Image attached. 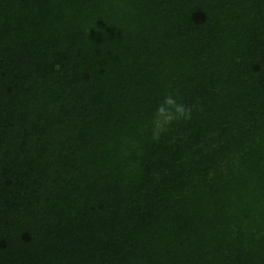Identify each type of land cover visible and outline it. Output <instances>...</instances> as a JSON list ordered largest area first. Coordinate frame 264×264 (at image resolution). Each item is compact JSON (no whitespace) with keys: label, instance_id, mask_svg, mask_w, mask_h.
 <instances>
[{"label":"trees","instance_id":"1","mask_svg":"<svg viewBox=\"0 0 264 264\" xmlns=\"http://www.w3.org/2000/svg\"><path fill=\"white\" fill-rule=\"evenodd\" d=\"M0 264H264V0H0Z\"/></svg>","mask_w":264,"mask_h":264},{"label":"clouds","instance_id":"2","mask_svg":"<svg viewBox=\"0 0 264 264\" xmlns=\"http://www.w3.org/2000/svg\"><path fill=\"white\" fill-rule=\"evenodd\" d=\"M191 108L178 103L176 98L168 94L164 97L163 103L156 108V117L162 123H168L173 120L190 118Z\"/></svg>","mask_w":264,"mask_h":264}]
</instances>
